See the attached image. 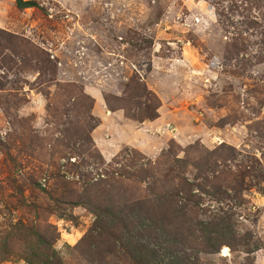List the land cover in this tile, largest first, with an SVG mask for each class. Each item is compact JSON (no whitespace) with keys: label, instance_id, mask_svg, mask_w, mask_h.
<instances>
[{"label":"rangeland","instance_id":"374dc122","mask_svg":"<svg viewBox=\"0 0 264 264\" xmlns=\"http://www.w3.org/2000/svg\"><path fill=\"white\" fill-rule=\"evenodd\" d=\"M28 1L39 7L0 0L1 231L51 225L64 264H91L78 244L96 217L64 201L111 184L110 199L127 205L116 214L145 243L141 165L164 197L165 177L196 184L192 164L206 155L216 173L202 211L161 219L157 248L264 264V0Z\"/></svg>","mask_w":264,"mask_h":264},{"label":"trees","instance_id":"16d2710c","mask_svg":"<svg viewBox=\"0 0 264 264\" xmlns=\"http://www.w3.org/2000/svg\"><path fill=\"white\" fill-rule=\"evenodd\" d=\"M193 147L191 146L192 149H194ZM199 158L197 165L192 164L197 171V176L194 178L196 184L193 185L183 175L184 172L181 175H176V178L171 180L165 177V188H169L167 185L169 181L172 184L164 197L156 191V186L160 181L154 172L155 169L150 168V166L146 167L145 164L141 165L140 173L145 182L150 184L147 188L149 194L144 202L147 206L142 210L144 222H140L139 227L140 230L146 228V225L149 227V232H152L147 237L150 243L149 241H145V243L135 241L130 230L131 225L134 224L132 217H120V212L126 210L127 205L123 207L116 206L114 201L110 199L113 194L111 184H107L102 189L96 188L98 183L93 184L86 190L85 201H80V198L78 202L64 201L66 202L65 205L68 204L73 207L86 206V208L92 210L96 217L93 227L78 244L80 248L87 249L84 254H87L88 257L85 260H90L91 264H119L120 262L124 263V261H128L130 264H198L200 259L187 257L183 252L178 254L179 252L165 248L160 253L157 248L160 245L153 232L159 230L162 223L161 219L166 221L170 215L173 217L175 213H181L185 210L202 211L200 207L201 198L206 194L202 191L204 187L209 186L210 182V178L206 174L210 171L215 174L216 169H213L207 162L206 155ZM175 162L179 172L186 171L187 162L181 159H176ZM224 172L219 170L217 175L220 176ZM148 178H150V181H146ZM175 180H177V184L175 183V186H173ZM192 187L197 189L191 190ZM55 201L63 203L59 199ZM118 210L120 212L116 214ZM140 220H143V218L140 217ZM212 222L211 225L213 226L215 222L214 220ZM221 222L222 224L216 223L215 232L217 234H222L221 228L227 225L224 221ZM39 227L27 225L22 220L8 225L4 232L1 231L0 227V264L14 259L22 260L27 264H64L54 248L57 237L54 239L51 235H57L55 228L48 225L45 229L43 227L40 230ZM51 229H54V232H51ZM132 230L134 231V229ZM107 235L110 237H106ZM210 241L213 243L211 238ZM103 242H106L109 246L106 250H98ZM213 246L212 250L217 253L218 249L215 245ZM94 251H96V255H94Z\"/></svg>","mask_w":264,"mask_h":264},{"label":"water","instance_id":"95a60500","mask_svg":"<svg viewBox=\"0 0 264 264\" xmlns=\"http://www.w3.org/2000/svg\"><path fill=\"white\" fill-rule=\"evenodd\" d=\"M15 2L18 8L22 10L33 9V8L39 7V5L35 1L15 0Z\"/></svg>","mask_w":264,"mask_h":264}]
</instances>
